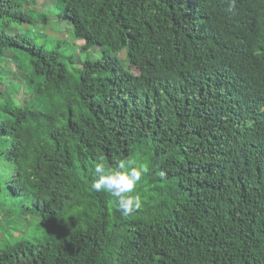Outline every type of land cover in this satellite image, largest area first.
Instances as JSON below:
<instances>
[{
    "label": "trees",
    "instance_id": "1",
    "mask_svg": "<svg viewBox=\"0 0 264 264\" xmlns=\"http://www.w3.org/2000/svg\"><path fill=\"white\" fill-rule=\"evenodd\" d=\"M43 1L0 0V264H264V0H55L79 47Z\"/></svg>",
    "mask_w": 264,
    "mask_h": 264
},
{
    "label": "clouds",
    "instance_id": "2",
    "mask_svg": "<svg viewBox=\"0 0 264 264\" xmlns=\"http://www.w3.org/2000/svg\"><path fill=\"white\" fill-rule=\"evenodd\" d=\"M146 167L134 158L119 160L113 166H106L103 161L94 168L95 176L91 182V190L110 193L114 203L123 215H130L142 208V197L137 191Z\"/></svg>",
    "mask_w": 264,
    "mask_h": 264
},
{
    "label": "rangeland",
    "instance_id": "3",
    "mask_svg": "<svg viewBox=\"0 0 264 264\" xmlns=\"http://www.w3.org/2000/svg\"><path fill=\"white\" fill-rule=\"evenodd\" d=\"M30 7H31L30 0H27V2L25 3L26 10H28ZM41 7L42 9L47 10L48 14L51 15L52 19H51L50 25H48L47 28H45L46 30L45 29L43 30V26L39 22H37L38 29L32 30V35L35 38H38L41 33L45 36V38L48 39V42H53L54 40L51 35L55 37L57 35L58 37L62 36V38L68 40L73 47H79L80 45L83 44L82 42H78L73 39L71 32H70L71 29L69 28L68 24L61 23L59 21L58 19L59 12L56 9H54V7H56L55 0H45L43 1ZM27 27H28L27 25H24L22 30H25ZM15 32H17L16 28H14L12 33H15ZM73 47L69 46V50L74 51ZM14 78L20 81V79H22V76L19 73H15ZM34 219H38V221H35ZM38 223H40V218L29 216L25 220H22L21 225L18 228L19 233H23L25 237L30 238V239H35V238H38L39 236L41 237V233L38 231Z\"/></svg>",
    "mask_w": 264,
    "mask_h": 264
}]
</instances>
